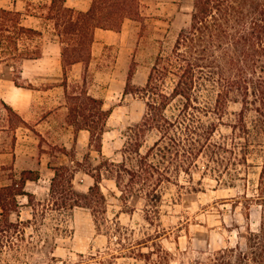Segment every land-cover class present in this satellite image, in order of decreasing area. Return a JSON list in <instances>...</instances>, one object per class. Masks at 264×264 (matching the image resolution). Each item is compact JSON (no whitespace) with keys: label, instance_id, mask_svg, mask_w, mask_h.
Wrapping results in <instances>:
<instances>
[{"label":"trees","instance_id":"obj_1","mask_svg":"<svg viewBox=\"0 0 264 264\" xmlns=\"http://www.w3.org/2000/svg\"><path fill=\"white\" fill-rule=\"evenodd\" d=\"M64 1L51 0L47 13L58 37L64 70L75 63L88 64L95 29L119 32L124 19L141 20L140 0H90L85 12L64 6ZM40 35L21 24L19 12L0 8V66H12L18 76L20 61L40 56L39 46L33 44ZM12 78L21 87L17 77ZM130 79L131 71L124 94L130 93ZM135 90L144 99L145 111L141 120L128 128L120 160L104 159L94 167L88 155L83 162L74 161L75 167H82L94 180L85 195L74 191L76 169L66 165L51 168L47 202L36 204L41 208L39 216L31 205L35 197L23 190L27 180L38 179L35 172L23 171L17 181L0 188V264H9V256L22 259L23 252L29 250L25 227L35 224L37 217L45 218L47 211L50 219L61 224L75 207H85L96 226L105 224L102 178L114 181L120 201L140 197L145 220L151 224L158 215L164 185L180 174L187 176L188 183L200 185L193 181L196 171L220 178V169L248 167L247 156L258 145L261 170L255 201L264 206V0H193L189 25L180 30L168 52L155 58L144 86ZM66 100L68 122L76 130H87L89 149L101 155L110 111L103 109L102 100L82 89L76 94L66 92ZM230 104H238L239 109L229 111ZM220 126L229 128V134H219ZM147 133H154L155 139L142 151ZM191 190L198 189L191 185ZM20 195H25L27 206L32 207L31 219L26 221L18 217ZM13 213L16 220L11 219ZM150 237L139 245L151 241L153 247L137 253L129 249V254L143 264H170V253ZM183 264H264L263 212L259 228L248 230L242 242L203 252Z\"/></svg>","mask_w":264,"mask_h":264},{"label":"rangeland","instance_id":"obj_2","mask_svg":"<svg viewBox=\"0 0 264 264\" xmlns=\"http://www.w3.org/2000/svg\"><path fill=\"white\" fill-rule=\"evenodd\" d=\"M140 21L142 39L137 40V44H141L140 49L136 46L133 50L135 39L128 42L123 40L109 46L105 57L84 72L89 86L94 84L96 93L103 97V108L111 114L104 127L101 155L94 149L79 147L70 152L76 161L83 162L84 156L88 155V162L94 167L104 159L120 160V150L126 140L128 128L138 123L145 111L144 99L135 89L144 86L155 58L173 47L180 30L189 25L190 17L161 27H149L142 18ZM41 42L33 41V44L39 46ZM121 49L122 52H133L118 55ZM130 71V93L124 94ZM12 77L18 78L16 74ZM17 82L22 84L18 79ZM73 84V81L69 82L70 87ZM77 85L79 89L76 92H79L80 84ZM238 109V104L229 105V111ZM1 119L5 121L2 122ZM6 120L10 125L6 137L10 139L14 137L13 130L19 124V119L12 110H6L0 103V127L6 126ZM229 132V128L219 127V134L227 135ZM154 139V133H147L142 151ZM6 142V146L0 145V151L8 149L9 140ZM259 149L258 145L254 146L247 156L248 167L230 166L226 171L220 169V178L215 174L203 175L196 171L193 173V181H200V185L188 183L184 174L164 185L158 215L151 224L145 220L144 205L140 197L132 196L124 203L119 199L120 192L114 181L102 178L100 189L105 197V224L96 226L90 210L85 207H75L61 224L50 219L51 214L47 211L45 218L37 217L35 224L25 227V243H28L29 250L23 252L22 259L9 256L7 260L9 264H143L129 254V249H134L136 253L146 252V246L153 245L151 241L141 245L139 243L147 235L153 238V243H159L170 253V264H183L201 257L203 252L233 246L236 242L243 241L248 230L256 231L259 228L262 212L264 214V206L255 201L261 170ZM68 166L74 168L75 163ZM75 169L73 189L77 194L85 195L94 180L82 167ZM235 169L236 176L233 174ZM88 171L93 172V169L89 168ZM7 175L9 174L6 172L2 173V179ZM191 185L198 190H191ZM48 192L46 189L40 191L31 204L38 211V216L41 208L36 204L47 202ZM17 199L23 201L21 197ZM250 199L253 200L246 201ZM32 207H19L20 221L31 219ZM11 219H17L16 213L11 215Z\"/></svg>","mask_w":264,"mask_h":264},{"label":"crops","instance_id":"obj_3","mask_svg":"<svg viewBox=\"0 0 264 264\" xmlns=\"http://www.w3.org/2000/svg\"><path fill=\"white\" fill-rule=\"evenodd\" d=\"M50 4L51 0H0V8L19 12L23 26L41 33L35 41L43 40L39 45L38 58L23 59L18 64L17 79L22 81L21 87L14 84L13 67L5 63L0 66V103L8 106L19 119L12 132L14 137L10 139L6 137L10 129L9 121L6 120V126L0 127V135H4L0 137V145L6 146V140H9L8 149L0 151V188L17 181L23 171L35 172L38 179L27 180L23 189L34 197L43 189L49 190L52 167L68 166L76 161L71 150L84 146L89 149V132L76 130L68 122L70 110L66 92L78 93L77 84H80V90L104 102L103 97L96 93V86H89L84 72L105 57L109 46L135 39L133 50L136 46L140 49L141 44H137V40L142 39L141 21L138 20L124 19L119 32L97 28L93 32L88 64L75 63L64 70L58 37L53 22L47 18ZM64 6L85 12L90 7V0H65ZM192 10L193 0L139 1L140 16L149 27L169 26L181 18L190 17ZM131 52H122L121 49L118 55ZM70 81L74 83L72 87ZM5 172L9 175L2 179L1 174ZM18 197L23 200L20 202L17 199L20 207L28 208L27 197Z\"/></svg>","mask_w":264,"mask_h":264}]
</instances>
